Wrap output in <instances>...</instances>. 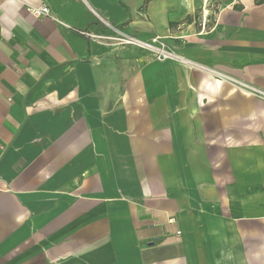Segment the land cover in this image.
<instances>
[{
	"label": "crops",
	"instance_id": "obj_1",
	"mask_svg": "<svg viewBox=\"0 0 264 264\" xmlns=\"http://www.w3.org/2000/svg\"><path fill=\"white\" fill-rule=\"evenodd\" d=\"M209 1L0 0V264H264V100L211 74L264 94V0Z\"/></svg>",
	"mask_w": 264,
	"mask_h": 264
},
{
	"label": "built area",
	"instance_id": "obj_2",
	"mask_svg": "<svg viewBox=\"0 0 264 264\" xmlns=\"http://www.w3.org/2000/svg\"><path fill=\"white\" fill-rule=\"evenodd\" d=\"M29 14L32 17L36 18H48L50 16V10L48 7L41 5L37 7H29L27 8ZM205 12V11H204ZM206 18L207 15L202 18V25L203 29L206 27ZM102 24L110 30L111 34H106V33H92L88 31L81 32L82 35L87 36L90 40L95 41L99 44H104L109 47H114V48H135L138 50H141L145 52L147 55L152 56L155 60L157 61H165L166 59L168 60H174V61H179V62H186V59L183 57H180L179 55L175 54L172 52L170 49L165 50V44L162 43L159 39H152L149 41H144L141 39H138L135 36H129L128 34H125L122 32L117 26H112L108 24L106 21L102 20ZM213 74V72H211ZM232 82L234 84H232ZM231 84L234 85L236 88L237 85H239L235 80H231ZM230 84V85H231ZM247 89V94H251L252 96H256L259 98H262L264 100V94L261 90L257 88H253L251 86L246 85ZM240 90V89H238Z\"/></svg>",
	"mask_w": 264,
	"mask_h": 264
},
{
	"label": "rangeland",
	"instance_id": "obj_3",
	"mask_svg": "<svg viewBox=\"0 0 264 264\" xmlns=\"http://www.w3.org/2000/svg\"><path fill=\"white\" fill-rule=\"evenodd\" d=\"M215 3H214V1L212 0V1H209L207 4H205V6H203L202 8H200L199 10H197V17L195 16V18H194V21H196V23L198 24V26H200L201 27V32L203 33V32H205L206 30L205 29H203V25H202V18H204V16L205 15H207V18H206V23H209L210 21H209V18L212 16V14H213V10H214V8H215ZM219 5V4H218ZM205 11V12H204ZM162 43H164L165 45V50L166 49H170L171 51H172V49H171V47H169V45L167 44V42H166V40L165 41H162V40H160ZM152 57V56H151ZM184 58V57H183ZM152 59H154L153 57H152ZM184 59H186V58H184ZM167 60V59H166ZM165 60V61H166ZM154 61H155V59H154ZM157 61V60H156ZM164 61V62H165ZM186 61L188 62V60L186 59ZM157 62H163V61H157ZM189 64L190 65H193L191 62H189ZM211 70V69H210ZM211 72H215L214 70H211ZM212 74V73H211ZM214 74H218V76H219V78H216V79H218V80H220V81H222V79H223V81H225L227 84H231V80H235L239 85H237V87L238 88H236V89H240L239 91H241L243 94H245V95H251V94H247V89H246V84L244 83V82H242V81H240V80H237V79H234L233 77H229V76H226V75H223V74H221V73H218V72H215V73H213V75ZM232 84H234L233 82H232ZM252 96V95H251ZM255 98L256 99H258V100H263L262 98H259V97H256L255 96Z\"/></svg>",
	"mask_w": 264,
	"mask_h": 264
},
{
	"label": "trees",
	"instance_id": "obj_4",
	"mask_svg": "<svg viewBox=\"0 0 264 264\" xmlns=\"http://www.w3.org/2000/svg\"><path fill=\"white\" fill-rule=\"evenodd\" d=\"M256 3H258V4H259L258 0H256Z\"/></svg>",
	"mask_w": 264,
	"mask_h": 264
},
{
	"label": "bare ground",
	"instance_id": "obj_5",
	"mask_svg": "<svg viewBox=\"0 0 264 264\" xmlns=\"http://www.w3.org/2000/svg\"><path fill=\"white\" fill-rule=\"evenodd\" d=\"M214 79V78H213ZM214 80H216V79H214ZM219 81V80H218Z\"/></svg>",
	"mask_w": 264,
	"mask_h": 264
}]
</instances>
